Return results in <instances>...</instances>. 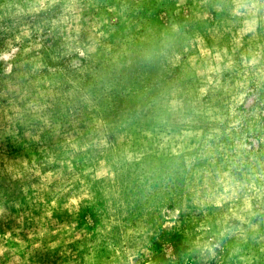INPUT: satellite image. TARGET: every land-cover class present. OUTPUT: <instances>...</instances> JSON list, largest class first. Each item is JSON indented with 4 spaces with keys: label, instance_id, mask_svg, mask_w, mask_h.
<instances>
[{
    "label": "rangeland",
    "instance_id": "obj_1",
    "mask_svg": "<svg viewBox=\"0 0 264 264\" xmlns=\"http://www.w3.org/2000/svg\"><path fill=\"white\" fill-rule=\"evenodd\" d=\"M0 264H264V0H0Z\"/></svg>",
    "mask_w": 264,
    "mask_h": 264
}]
</instances>
